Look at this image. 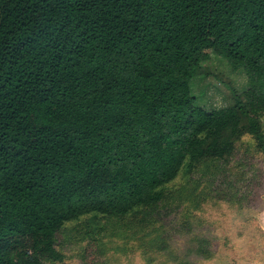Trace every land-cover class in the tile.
Masks as SVG:
<instances>
[{
	"label": "trees",
	"instance_id": "1",
	"mask_svg": "<svg viewBox=\"0 0 264 264\" xmlns=\"http://www.w3.org/2000/svg\"><path fill=\"white\" fill-rule=\"evenodd\" d=\"M211 78L228 106L198 96ZM251 153L264 162V0H0V264H66L74 230L94 264L123 241L216 258L189 226L253 199ZM173 206L181 247L151 223Z\"/></svg>",
	"mask_w": 264,
	"mask_h": 264
},
{
	"label": "rangeland",
	"instance_id": "2",
	"mask_svg": "<svg viewBox=\"0 0 264 264\" xmlns=\"http://www.w3.org/2000/svg\"><path fill=\"white\" fill-rule=\"evenodd\" d=\"M198 89V96L206 99L214 108L230 104L226 88L215 79L203 82ZM244 142H248V138H245ZM242 151L240 149L239 152ZM246 156L250 157L251 165L258 163L263 168L262 158L257 157L258 160H254L252 153ZM257 183L259 185L254 187L253 194L250 195L253 199L245 206L231 208L224 203L221 205L209 203L200 214V220L196 217L193 219V225L189 226L193 227L192 233L186 237L191 238L200 234L203 238L208 236L213 242V249L218 252L216 258L206 262L199 259L197 264H255L264 257V168L256 185ZM183 212V208L173 206L163 211L165 215L161 221L159 218L151 221L156 227L163 226L171 246L178 244V247H181L184 240L190 243L188 238L184 239L177 232L182 228L186 229L190 224L189 217ZM193 213L199 215L200 212L195 210ZM80 230L78 228L77 232ZM80 238L75 230L59 236L57 248L64 254L66 264H94L92 258L85 256L84 253L87 241H80ZM100 243H107V234ZM223 243H226V246ZM131 245L132 242L123 241L119 248L111 250L108 254L109 264H172L160 255L152 253L150 256L148 252ZM97 258L101 263L107 264V251L105 256Z\"/></svg>",
	"mask_w": 264,
	"mask_h": 264
},
{
	"label": "crops",
	"instance_id": "3",
	"mask_svg": "<svg viewBox=\"0 0 264 264\" xmlns=\"http://www.w3.org/2000/svg\"><path fill=\"white\" fill-rule=\"evenodd\" d=\"M255 264H264V257L256 261Z\"/></svg>",
	"mask_w": 264,
	"mask_h": 264
}]
</instances>
